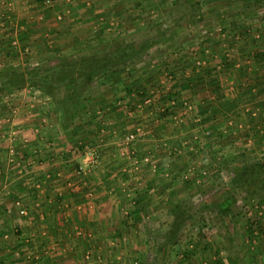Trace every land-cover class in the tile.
Wrapping results in <instances>:
<instances>
[{
  "label": "rangeland",
  "instance_id": "374dc122",
  "mask_svg": "<svg viewBox=\"0 0 264 264\" xmlns=\"http://www.w3.org/2000/svg\"><path fill=\"white\" fill-rule=\"evenodd\" d=\"M192 1L86 6L119 24L98 19L92 36L35 40L30 50L0 26V89L12 87L0 91V264H231L222 254L245 251L247 239L260 246L264 169L236 177L264 160V102L251 117L247 102L227 111L218 94L255 99L228 84L237 43L226 33L232 21L263 27L264 4L207 0L194 12ZM90 54L110 59L92 80L81 65L61 83L43 68L60 72ZM218 65L226 78L216 82ZM21 76L31 84L14 88Z\"/></svg>",
  "mask_w": 264,
  "mask_h": 264
},
{
  "label": "crops",
  "instance_id": "0c3cea01",
  "mask_svg": "<svg viewBox=\"0 0 264 264\" xmlns=\"http://www.w3.org/2000/svg\"><path fill=\"white\" fill-rule=\"evenodd\" d=\"M52 1L53 3L51 5H48L45 3V0H0V26L5 25V29H7L6 32H9V34L11 35H15L17 37L16 39H18V36L21 35V40L25 41L23 42V45L28 44L26 50H30L29 48L31 47L29 46H31L32 42L35 40L43 41L44 39H55L56 41H60L61 39H64V37H69L68 39L70 40H77L78 38L82 39L87 37L88 35L92 36L94 31L97 30L101 21L106 24L105 26H107V29L111 28L110 26L108 27L107 23L114 24L116 22V20L113 23L111 21H108L111 18L107 17L109 15V11H104V14L100 16H93L91 14L94 13L88 15V12L83 10V8H85L86 6H92L93 8L98 7L100 4H97L96 0ZM120 1L122 2V0H109V3L107 1H103L101 5H103V7H107V5H113L114 7L120 6ZM251 4L252 5H250V7L256 5L252 2ZM243 5L247 7L248 4L244 2ZM98 10L97 12L101 11ZM98 19H101L100 22ZM116 24H119V21H117ZM232 24L233 27H230L232 32L230 29H228L229 31L227 30L228 34L226 33V36H235L236 41H233L237 43L235 44L237 48L232 52V56L234 58L230 59V67L225 69V71L228 72L231 80V83L228 84L233 89H235V91L236 89H241V86L243 88L246 86L244 89L249 92H252V89H254L256 96L251 95L255 99H251L248 97H245L243 99L239 92H234L236 93V95L231 94L229 101H235L238 108L242 107V103L247 102L248 106L253 110L248 114L252 117L256 114V109L259 110L258 105H262L261 103L264 102V60L258 62L254 57L256 51H264V26L260 29H253V27L250 29L247 25L235 26L234 21H232ZM65 28L67 29V31L64 34L60 33V31ZM240 30L241 32L237 33ZM257 31L258 33H256ZM260 36H262V39L260 38ZM241 38H245V40L243 41V39ZM261 40H263V43H261ZM224 42V37H220L219 35L218 38L215 37V45L217 43V45L219 46V49H217V54L220 53V58H222L223 55L222 53L224 49L221 47ZM234 42L231 44L229 43V46L234 45ZM249 65L251 66L248 67L250 71H248V69L246 68V66ZM218 66H216L217 69L214 67L213 70L210 69V67L204 68L205 75H208V71L210 70L215 73V77L217 78L216 82L221 81L222 78H226V75L222 76L225 71H223L220 66L218 69ZM216 73H218V75ZM237 73H239V75ZM243 73H248L249 76L253 78V80L250 79L247 82V85L244 84V81H242L241 79V74ZM218 86L220 87V85ZM256 89H258L257 92ZM223 95L224 93L218 94V98H222L221 103H224L228 100L223 99ZM257 97H261L262 100L260 98L259 101H257ZM250 231L252 230L250 229L249 232ZM254 235L255 233L249 234L251 238L254 237ZM262 241L260 246H257V244L255 245L256 241H248L247 239L243 243V245L245 246V251L241 252L240 249H236L234 250V252H231V256H225L224 254H222V257H226L227 260L230 259L229 262L231 261V264H241L242 262L239 260V256L244 253L246 254V257L244 258L246 264H264V239H262ZM223 259L221 260L223 261ZM220 263L224 264L223 262ZM226 263L228 264V261H226Z\"/></svg>",
  "mask_w": 264,
  "mask_h": 264
},
{
  "label": "trees",
  "instance_id": "16d2710c",
  "mask_svg": "<svg viewBox=\"0 0 264 264\" xmlns=\"http://www.w3.org/2000/svg\"><path fill=\"white\" fill-rule=\"evenodd\" d=\"M205 1H207V0H203V1L196 0L194 2L192 1V3H191L190 6L194 10V12H195L196 10H198L202 6V4ZM211 1H215V0H211ZM242 1H244L245 3L248 4L247 7L250 6V5H252L251 2L254 3V4H256V5L264 4V0H242ZM118 51L121 52V53H119L118 56L121 55L122 57H124V59L128 57L127 55L130 56V54H131V53L130 54H127L126 51H121V50H118ZM254 57L256 58V60L258 62L259 61H263L264 60V51H256L255 54H254ZM102 61L110 62V59H108L107 56L100 57V56L95 55V54H90L88 56L86 55V56L81 57V58L66 59L64 61V64L61 65V69H60L61 71L60 72L55 71L52 68V66H48V65H47L48 67L46 66V67H43V68L46 71V73H48V72L51 73V72L54 71L52 73L53 75L52 76H48V77H51V78L53 77L51 79L52 81L58 79V82L61 83L62 81H60V80H64L63 77H62L63 76L62 74H64V73L67 74L66 70L68 69V67L72 69L73 68L72 66L81 65V66H83V68H81V71H82L81 74H82V76H84V78H86V80H92V78H93V76L95 74L94 72L96 71V68L99 67L100 65H102L101 64ZM64 67H65V70H62V68H64ZM82 69H84V71ZM118 71L119 70H115L114 72H118ZM72 72H73V70H72ZM58 73H60V74H58ZM201 74L205 76L204 68H202ZM61 77H62V79H61ZM46 78L47 77H44L43 79H46ZM20 83L21 84L15 86L14 88L23 89V88H27L31 84L30 82H27L28 84L26 85L25 84V78L23 76H21ZM47 84H50V86H47V90L49 88L50 89H53V87L51 86L53 84H51V82H47L46 85ZM11 88L12 87H10V86L9 87H5L4 89H0V91L1 90H3V91L4 90H7L8 91ZM223 105L227 108V111H233V109L235 110V108L237 106L235 101H229V100H227L226 102H224ZM235 114L238 115V112H236ZM263 169H264V160L263 161H255V163L254 162H250V163L242 166L239 169V171L237 173V177H236L237 178V181L240 182V183L246 182L248 179H252L251 177L255 176L257 173H261L260 171L263 170ZM258 170H259V172H258ZM231 204H232V199H227L225 201V203H222V206H223L222 209L227 210L228 208H230V205ZM136 211H138L139 213H141V208L138 207L137 205H136L134 211H132V212L134 214V219L135 220H139L141 217L136 216L137 215ZM250 233H254V230H253V232L251 231ZM251 236H252V234H251ZM218 264H221V263H218Z\"/></svg>",
  "mask_w": 264,
  "mask_h": 264
},
{
  "label": "built area",
  "instance_id": "2783aa9c",
  "mask_svg": "<svg viewBox=\"0 0 264 264\" xmlns=\"http://www.w3.org/2000/svg\"><path fill=\"white\" fill-rule=\"evenodd\" d=\"M45 3L48 4V5H51L53 3L52 0H45ZM25 210L22 209L21 212H24Z\"/></svg>",
  "mask_w": 264,
  "mask_h": 264
}]
</instances>
